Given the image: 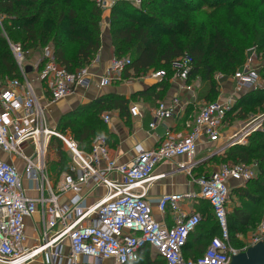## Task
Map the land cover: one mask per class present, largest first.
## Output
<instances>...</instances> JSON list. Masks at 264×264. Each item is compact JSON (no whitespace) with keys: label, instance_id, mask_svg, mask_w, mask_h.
<instances>
[{"label":"built area","instance_id":"obj_1","mask_svg":"<svg viewBox=\"0 0 264 264\" xmlns=\"http://www.w3.org/2000/svg\"><path fill=\"white\" fill-rule=\"evenodd\" d=\"M101 10H109L118 0H95ZM140 7L143 0H127ZM22 79H0V264H26L36 257H44L49 264H127L138 259L139 252L150 246L155 255L162 256L169 264H229L233 255L258 242H264V224L248 245L237 249L231 242L228 223V205L231 182L238 187L258 175L256 165L236 164L223 166L210 174L194 178L193 158L201 137L209 142L222 138L227 112L235 96L226 100L205 103L199 108L194 122L187 123L189 133L166 130L158 146L152 149L136 148V156L129 163H120L112 157L105 135H96L90 151L79 148L69 134L48 124V110L59 100L86 92L95 82L100 89L121 82L131 63L130 57H114L102 74L90 66L75 73L61 66L52 47H46L42 68L38 74L44 88H34L27 76V52L20 43L11 44ZM259 55L253 47L243 68L231 77L238 91L261 87ZM193 59L184 55L173 62L174 74L187 84ZM161 80L167 76L164 69L149 73ZM181 100L173 97L160 101L153 110L150 129L164 120L184 113ZM133 116H141L138 106L130 108ZM106 122L109 116L104 115ZM261 126V121L255 128ZM61 140L70 152L69 170L57 185H52L46 172L45 155L51 139ZM246 144L243 136L238 140ZM231 145L226 143L216 153ZM20 159L22 170L2 154ZM186 161L176 164L175 170L187 172L198 186V192L163 194L156 207L162 214L170 212L172 223L166 218L157 220L148 197L149 186L164 176L155 174L157 166L177 157ZM88 187L87 190H83ZM101 193L98 195V192ZM87 192V193H86ZM94 198L88 203V196ZM210 202L220 234L210 241L203 256L185 259L183 247L189 235L203 217L198 211L184 210L185 201ZM35 219L38 231L36 243L28 246L26 220Z\"/></svg>","mask_w":264,"mask_h":264},{"label":"trees","instance_id":"obj_2","mask_svg":"<svg viewBox=\"0 0 264 264\" xmlns=\"http://www.w3.org/2000/svg\"><path fill=\"white\" fill-rule=\"evenodd\" d=\"M102 16L103 10L95 0H0V30L4 26L10 40L20 43L29 53L50 45L57 62L71 73L90 66L96 59L102 46ZM110 37L115 57L131 58L123 80L143 76L152 69H164L168 78L174 71L173 62L187 54L193 59L187 83L200 77L206 83L202 92L207 97L206 103H211L219 92L216 74L232 77L243 68L251 48L264 49V0H143L140 7L118 0L110 11ZM0 76H6L0 77L2 81L22 79L1 31ZM153 92L156 93L155 87ZM129 103L124 95H103L91 105L68 111L58 128L71 130L82 150L90 151L94 137L102 133L108 145H112L114 135L100 115L111 109L125 115ZM251 105L264 107V88L246 92L227 112L226 119L239 108L245 113ZM59 142L56 151L59 159L51 165L54 172L67 165ZM213 157L194 168L205 170V164L214 161L216 155ZM217 157L236 164L252 165L257 161L258 181L251 179L245 187H234L231 191L247 201L243 208L236 207L233 211L236 222L249 226L252 220L259 221L264 216V131L254 133L246 144L227 147ZM205 174L210 173L192 175L198 178ZM253 182L263 195L247 188ZM196 211L203 219L183 247L185 259L203 256L212 238L221 232L209 201L200 200ZM231 215L229 212V231L235 246ZM127 264L169 263L162 256L152 257L148 245L139 252L137 260Z\"/></svg>","mask_w":264,"mask_h":264},{"label":"crops","instance_id":"obj_3","mask_svg":"<svg viewBox=\"0 0 264 264\" xmlns=\"http://www.w3.org/2000/svg\"><path fill=\"white\" fill-rule=\"evenodd\" d=\"M110 11L111 8L103 12L101 21L102 46L96 57L99 59V61L94 65L93 68H91L92 72L99 75L106 71L111 60L115 57L114 47L112 45V40L110 37ZM46 47L51 46L48 45ZM46 47L41 50L31 51L30 53L27 52V68H31L30 71L27 70V76L38 93H40L41 89L44 88V83L41 82L38 74L40 73L42 68V57L45 53ZM153 71L155 70L152 69L143 76L139 75L137 77H130L126 79L127 81L125 82L115 80L111 85L103 89H100L95 82L86 92L82 91L81 94L79 92L76 95H72L52 104V106L49 107L48 116L49 111L52 109L51 112H53V109L55 107L59 111H61V113H66L68 111H74L81 105H91L95 100L103 95H124L130 100L129 110L125 115H122L117 109H111L102 112L100 116L103 122L107 125L110 133L114 135L113 144L109 145L110 155L117 158L120 163H129L136 156L137 146H140L144 149H152L157 147L159 142L164 137L166 130L169 129L175 133H189L192 128L188 127L186 124L189 122H194V118L198 114L199 108L207 102V97L205 94H203L206 83H204L200 77H197L196 79L188 82L187 84L191 86V89H186L183 85L184 82L180 78H177L175 76L174 71L168 78H164L161 80L152 78L149 75V73ZM219 83L220 86L218 88L219 92L217 99L226 100L227 98L233 97L234 95L235 99L232 106H234L246 92L250 91H238L237 89H235V82L232 78L228 79L226 82ZM153 87H155L156 93L153 92ZM173 97H178L181 100V107H183L184 113H176L173 118L164 120L161 124L156 126V128L150 129V123L153 120V110L155 109L158 102H167ZM133 105L138 106L142 113L141 116H133L131 114L130 108ZM104 115L109 116L108 122L103 119ZM230 120V117L225 120V124L223 125L222 138L227 135L225 127ZM55 129H57V127ZM58 131L69 134V129L65 131ZM220 141L209 142L205 137H201L195 156L201 152L206 153L207 151L208 152L205 156L210 154V152L219 155L220 153H216V151L220 148V146L217 145L218 143H220ZM225 144L221 145V147H223ZM64 148L66 149V147ZM68 153L70 154L69 151ZM2 157L8 161H13L18 165L20 170H22L23 162L20 159L5 153L2 154ZM186 159L187 158L184 156L174 158L172 160L159 164L155 170V174L164 175L151 182L148 192V197L152 202L154 215L157 220H163L166 218V221L171 224L173 217V215L169 212L162 214L158 211L156 204L161 195L169 193H184L187 191L198 190V186L193 182L191 176L187 172L182 170H175L176 164L181 161L184 162L186 161ZM193 161L196 165L202 162L201 157L199 158V160L197 159ZM196 165H194V167ZM68 170L69 168L65 172H67ZM231 185L233 186L232 189L234 187H238V184L235 181H232ZM87 189L88 187H85L83 190L85 191ZM100 193L101 191L98 192V195ZM93 200L94 198L89 195L87 202L91 203ZM199 204L200 200H187L181 204V207L184 210L194 211L198 210ZM35 219H37V216L34 218H28L26 220V233L28 237L26 244L28 246L36 243V238L38 237V231L35 230L34 226ZM151 255L152 257L157 256L153 254L152 251ZM26 264L49 263L44 257L40 256L28 261Z\"/></svg>","mask_w":264,"mask_h":264},{"label":"rangeland","instance_id":"obj_4","mask_svg":"<svg viewBox=\"0 0 264 264\" xmlns=\"http://www.w3.org/2000/svg\"><path fill=\"white\" fill-rule=\"evenodd\" d=\"M0 20H2V19H0ZM1 27H2L0 30L1 34L7 40L8 44L11 48V44L16 43V42L11 41L9 33L6 31L4 26H1ZM101 34H102V30H101ZM256 52L257 53L259 52L258 62H259L260 68H261V72H260L261 87L264 88V49L258 48V50H256ZM26 56H28V53L26 54ZM158 70H161V69H156L155 71H158ZM0 77L5 78L6 76H0ZM230 78H231V74H229V75L222 74V73L216 74L217 81H219L221 83L226 82ZM216 100H218V99L216 98ZM51 110L49 111L48 124L52 128L57 127L56 130H61L62 127L59 129L58 124H59L60 120L64 117V115L67 114V112L61 113V111H59L56 107L53 109V112H51ZM242 112L243 111H241V108H239L238 110L233 112V114L230 117L231 120L228 122L227 126L225 127L226 133H227V135L225 136L226 138L223 137L222 138L223 140L221 139L223 142L220 141V143H218L217 145H219L221 147V145H223L225 143H230L231 145H229L228 148H231V147L236 146V145H242L239 143L238 140H242L243 136L245 137L246 143H247V142H250V137H252L254 133H256L258 131H264V107L259 109V107H256L255 105H251V109H247L245 111V113H242ZM260 121H261V126L258 129L255 128V124L260 122ZM69 134L71 136H73L71 130H69ZM102 134H104V133H102ZM59 141H61V140L53 137L49 143V146L47 148V152L45 155L46 172L48 174L49 181L52 185H57L61 181L64 172L69 168L70 163H71V155L64 148V144L61 141L62 152L64 153V156L67 160L66 168H63L59 172H54L51 169V165L59 159L58 155H56L57 144L60 143ZM225 150L223 151V153H220L219 156H222L224 154ZM207 152L206 153L201 152V153L197 154L193 158V160H197L201 157V161L202 162L204 161V163H205V161L208 162L209 158L213 157V155L214 156L216 155V154H213L210 152V154L205 156L207 154ZM217 156L218 155H216V159L214 161L210 162L209 164H205V170L203 169V167H201V168L200 167L199 168L193 167L194 169L192 168V170H191L192 174L197 175V174H200L203 172L211 173V172L217 171L219 168H221L223 166L236 165V163H232V162L227 161V160L223 161V159H221V157H217ZM250 164L256 165L257 168L259 167V165L257 164V161L252 162ZM258 178H256V179L253 178L252 181H254V180L258 181ZM246 184L247 183L243 184L240 188L245 187ZM247 188L249 190H251L254 194L263 195L260 187L257 186V184H255L254 182L248 184ZM194 191L198 192L197 190H194ZM245 203H247L245 198L240 197V196L234 194V192L232 193V191H231L230 197H229L228 210H229L230 214H232L231 215V224L233 227L232 232L234 234V243H235V247L237 249L243 248L244 246L248 245V243L252 239H255V236L257 234H259V232H260V230L264 224V216L259 221H253L252 220L249 226L239 225L236 222V220L233 217V211L236 209V207L237 208H243ZM188 212H190V211H188Z\"/></svg>","mask_w":264,"mask_h":264},{"label":"water","instance_id":"obj_5","mask_svg":"<svg viewBox=\"0 0 264 264\" xmlns=\"http://www.w3.org/2000/svg\"><path fill=\"white\" fill-rule=\"evenodd\" d=\"M31 68H27L30 71ZM229 264H264V242H258L232 256Z\"/></svg>","mask_w":264,"mask_h":264}]
</instances>
